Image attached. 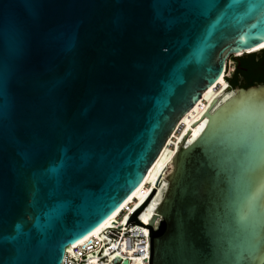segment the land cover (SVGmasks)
Instances as JSON below:
<instances>
[{"label":"water","instance_id":"1","mask_svg":"<svg viewBox=\"0 0 264 264\" xmlns=\"http://www.w3.org/2000/svg\"><path fill=\"white\" fill-rule=\"evenodd\" d=\"M263 44L264 0H0V264H62ZM230 89L172 157L148 264H264V84Z\"/></svg>","mask_w":264,"mask_h":264},{"label":"bare ground","instance_id":"2","mask_svg":"<svg viewBox=\"0 0 264 264\" xmlns=\"http://www.w3.org/2000/svg\"><path fill=\"white\" fill-rule=\"evenodd\" d=\"M264 45V44H263ZM263 47V46H260ZM257 47L256 49L260 48ZM254 49V50H256ZM254 50L248 51L252 52ZM227 69V67H226ZM232 71V70H231ZM233 93V91L230 89L229 82L224 78V73L218 80V82L208 89L201 99V101L191 110L189 111L181 120L178 127L176 128L171 137L167 140V144L162 150L160 156L156 160V162L153 164V166L150 168L145 180L142 182L140 187L125 201V203L113 214L111 215L105 222H103L98 228H96L93 232H91L89 235H87L85 238L79 240L78 242L69 245L66 249V251L72 252V248L74 246L83 245L88 239H90L91 236H96L100 240H102V243H105L106 241H110L105 234L106 229L111 227H118L119 221H121V225H127L129 224V221L131 220L130 215H126L122 217L120 220L118 219V216L120 215L123 208L127 207L128 203H133V207H131V213H136L141 207L144 206V204L150 199V197L153 195V193L156 191L155 196L151 200V202L147 205V207L142 211L140 214L141 220L143 221V224H139L138 233L142 232L143 235L148 236V217L152 208V205L155 201L156 196L160 192L161 188L165 184L164 177L167 174V171L170 170V167L172 165V157L178 148L180 142L182 141L184 135L189 130V128L192 126V124L196 121V119L199 117V115L202 113V111L213 101L216 100L224 95ZM180 129L179 132H177ZM137 232H133V235L135 236ZM113 242V249L114 248H120L119 250L122 251L120 255L130 258L132 264H147V260H145V253L143 255H136L135 251L133 249H128V243L120 242L114 244ZM119 253V252H118ZM127 262V260H126ZM129 263V262H128Z\"/></svg>","mask_w":264,"mask_h":264},{"label":"built area","instance_id":"3","mask_svg":"<svg viewBox=\"0 0 264 264\" xmlns=\"http://www.w3.org/2000/svg\"><path fill=\"white\" fill-rule=\"evenodd\" d=\"M227 65L229 66V62ZM227 69L224 71V78L226 80L231 77L234 71L233 69L232 72H228ZM179 131L180 129L177 132ZM131 207H133L132 202L122 209L118 219L120 220L126 215L131 216L133 214V212L131 213ZM140 218L141 216L139 215V220L143 223ZM118 223V227L106 229L105 234L111 239L110 241L102 243V240L98 237L91 236L83 245L74 246L72 252L66 251L62 264H124L126 260L129 262L128 264H132L130 258L128 259V257L120 255L122 253L119 250L120 248L113 249V242H115L114 244L118 242L121 244L126 241L128 249H133L136 255H143L145 253L144 259L147 260L148 264V236L143 235L142 232H137L138 229L136 228L139 227L137 223L123 225V227L121 221ZM133 232H137L135 236Z\"/></svg>","mask_w":264,"mask_h":264},{"label":"trees","instance_id":"4","mask_svg":"<svg viewBox=\"0 0 264 264\" xmlns=\"http://www.w3.org/2000/svg\"><path fill=\"white\" fill-rule=\"evenodd\" d=\"M258 56V53L245 54L235 59V69L228 82L231 88L244 87L251 85L264 84V60L254 62L252 59ZM237 62H241L239 65Z\"/></svg>","mask_w":264,"mask_h":264},{"label":"flooded vegetation","instance_id":"5","mask_svg":"<svg viewBox=\"0 0 264 264\" xmlns=\"http://www.w3.org/2000/svg\"><path fill=\"white\" fill-rule=\"evenodd\" d=\"M262 48H264V46L263 47H260V48H258V49H256V50H254V51H259V50H261ZM253 52V51H252ZM258 53V56H254V58L252 59V61H256V62H258V61H260L261 62V60H264V50H262V51H259V52H257ZM241 62H237V64L239 65ZM236 65V64H235ZM233 69H235V66H234V68Z\"/></svg>","mask_w":264,"mask_h":264},{"label":"rangeland","instance_id":"6","mask_svg":"<svg viewBox=\"0 0 264 264\" xmlns=\"http://www.w3.org/2000/svg\"><path fill=\"white\" fill-rule=\"evenodd\" d=\"M229 62V66H228V72H232L231 70H233L234 64H235V59L233 57L230 58Z\"/></svg>","mask_w":264,"mask_h":264},{"label":"snow or ice","instance_id":"7","mask_svg":"<svg viewBox=\"0 0 264 264\" xmlns=\"http://www.w3.org/2000/svg\"><path fill=\"white\" fill-rule=\"evenodd\" d=\"M262 46H264V45H262Z\"/></svg>","mask_w":264,"mask_h":264}]
</instances>
